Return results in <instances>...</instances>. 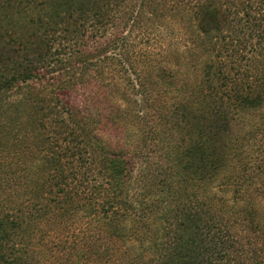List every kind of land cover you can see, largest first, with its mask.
<instances>
[{
    "label": "rangeland",
    "instance_id": "obj_1",
    "mask_svg": "<svg viewBox=\"0 0 264 264\" xmlns=\"http://www.w3.org/2000/svg\"><path fill=\"white\" fill-rule=\"evenodd\" d=\"M207 1L103 0L96 42L43 57L51 72L40 81L0 87V213L17 221L0 258L120 264L116 227L101 212L116 194L142 208L127 221L130 238L137 228L154 233L146 224L162 205L173 212L206 204L203 187L215 208L248 197L264 208V104L232 121L234 142L218 146L227 156L209 182L188 159L172 158L189 142L175 113L200 85L204 64L215 78L220 62L245 92L264 90V0H215L232 8L220 38L197 27L195 12ZM11 14L0 8V25L15 23Z\"/></svg>",
    "mask_w": 264,
    "mask_h": 264
},
{
    "label": "trees",
    "instance_id": "obj_2",
    "mask_svg": "<svg viewBox=\"0 0 264 264\" xmlns=\"http://www.w3.org/2000/svg\"><path fill=\"white\" fill-rule=\"evenodd\" d=\"M103 5V0H0V8L12 13L15 20L10 27L0 25V87L11 82L40 81L51 72L41 61L43 57L53 52L60 55L64 48L83 49L96 42L102 34L92 29L102 22ZM231 11L228 4L208 0L195 12L197 27L208 38L224 37L223 31L230 28ZM21 23L27 28L24 34L19 31ZM218 64L215 78L210 72L212 65L204 64L200 85L190 99L179 103L175 113V121L188 133L189 142L182 152L180 148L173 149L172 158H180V162L188 159L205 183L218 174L227 156L226 150L219 151L220 143L227 148V141L234 142L229 136L232 121L239 112L264 104V90L252 94L238 82L229 84ZM55 161L63 167L59 155ZM181 168L183 172L188 170L183 165ZM203 192L206 204L173 212L162 205L146 224H153L154 233L149 232L150 228L147 232L137 228L132 238L127 221L139 216L142 208L122 194L114 195L118 199L106 200L101 212L114 218L107 223L116 227L113 236L121 241L120 264H264V208L259 202L248 197L226 201L225 207L219 209L207 199L211 189L203 187ZM16 225L15 219L0 213V243L11 239ZM0 259L8 264H29L20 257L1 255Z\"/></svg>",
    "mask_w": 264,
    "mask_h": 264
}]
</instances>
